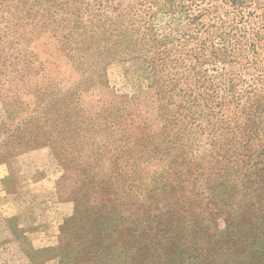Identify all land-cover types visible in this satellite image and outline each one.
<instances>
[{
    "label": "rangeland",
    "instance_id": "374dc122",
    "mask_svg": "<svg viewBox=\"0 0 264 264\" xmlns=\"http://www.w3.org/2000/svg\"><path fill=\"white\" fill-rule=\"evenodd\" d=\"M241 1L175 52L142 0H0V264H264V0ZM52 102L85 151L17 145Z\"/></svg>",
    "mask_w": 264,
    "mask_h": 264
},
{
    "label": "trees",
    "instance_id": "16d2710c",
    "mask_svg": "<svg viewBox=\"0 0 264 264\" xmlns=\"http://www.w3.org/2000/svg\"><path fill=\"white\" fill-rule=\"evenodd\" d=\"M111 0H106L107 2H110ZM117 3H119L121 0H116ZM144 3H147L150 7H153L155 9V12L158 13L161 17H165L168 19L169 22L166 24V28L168 31H173L174 37L170 39V37H167L166 43L167 44H173V49L175 52H179L181 47H185V45L191 44L193 42L192 39H200L201 36H206L207 31L209 29H215L216 23L220 19V17L224 16L227 17V19H230L233 21V27L235 30H237V27L239 23L241 22V8L243 7V3H241V0H142ZM176 20L177 23L175 26H171L172 21ZM167 21V20H166ZM204 39V38H203ZM202 40V39H200ZM178 42L177 44H174V42ZM159 44H153L150 45L149 48L151 49H159L160 46H166L167 44L160 43ZM200 46V45H199ZM198 46V47H199ZM201 47V46H200ZM224 54L227 55V57L231 56L227 52L224 51ZM232 57V56H231ZM181 64V63H180ZM77 91V90H76ZM74 92V94L71 95V97L75 96L77 92ZM69 95L68 93H65L64 97L60 96L58 103L61 101L68 102ZM17 103V102H16ZM14 103V104H16ZM49 104L44 109H41L40 111H36L34 116H28L23 118L21 121L17 123V145L22 146L27 141V136L24 137V133H28L26 131V127L31 125L30 127L35 128L36 127V133L29 134L30 141L26 144H29L30 146H42L45 145V142H49L47 140V136H55V140L62 139L65 136H70L71 140H73V149L69 148V151L74 150L76 148L77 150H80L78 147L79 144L82 146L83 150L85 151V134L84 128H80V131H77L76 129L72 130V133L68 134L66 133V130L69 128L72 121L71 116L66 117L63 115L60 107L57 108L55 106L56 104ZM76 105L78 103H75ZM66 106V105H65ZM119 111L126 109L125 107H117ZM57 113V114H56ZM101 113V112H96ZM78 119H75V123L80 124H87L86 116H83L81 119L77 117ZM133 120L131 119L130 123ZM41 139V142L39 138ZM79 137L80 143L78 139H75ZM86 140V139H85ZM79 143V144H78ZM94 147H90V153L89 154H97L100 152V147L98 144H94ZM56 151H58L57 147H54ZM111 150H114L116 152H119L118 155H120L122 158L127 156L129 154V150H127V147H123L121 151L116 150L113 147H110ZM100 160H102L100 158ZM88 155L86 154L85 160H82L81 166L84 168H88ZM258 164H255V168L257 169ZM102 169V163H94V165L91 167L90 170L87 171V174H90L92 170H100ZM249 213V210H247V215ZM252 244H256L253 242Z\"/></svg>",
    "mask_w": 264,
    "mask_h": 264
}]
</instances>
